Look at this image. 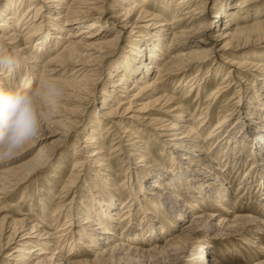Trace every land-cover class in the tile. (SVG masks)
<instances>
[{
    "label": "bare ground",
    "instance_id": "6f19581e",
    "mask_svg": "<svg viewBox=\"0 0 264 264\" xmlns=\"http://www.w3.org/2000/svg\"><path fill=\"white\" fill-rule=\"evenodd\" d=\"M66 1L30 0L29 3L26 2L28 4L21 17L17 9L22 0L18 2L6 0L0 10V47L3 51H8V45L12 42L24 40L25 36L21 34L23 31L28 32L24 40L26 43L39 39L38 42L31 44L32 48L24 44L16 49L22 52L27 50L23 54L29 65L22 68L23 65L15 61L10 66L0 65V88H17L19 78L29 85L33 77L30 69L36 67L43 54L60 45L43 61L38 76L39 85L47 82L55 88L56 94L50 99L53 107H58L56 102L59 100H70L69 103L76 102L78 105L63 123L56 120L61 116L56 111L50 107V110L45 111L43 124L55 128L46 130L44 133L47 134L40 132L37 139H44L48 134L56 135L51 141V148L47 149L44 145L38 147L31 160L18 165L17 169H28L18 178L14 172L16 168L2 170L0 190L3 192L7 186L17 185L25 175L41 167L50 156L51 149L53 151L59 147L61 140L66 137L68 128L78 122L76 119L80 118L83 112L82 105L78 104L79 99H84L79 94L89 91L87 85H93L97 79L92 76L103 70L108 57L121 51L117 45V35L109 36L110 31L114 29L116 33L122 32L127 35L126 51L122 50L116 57L117 68L106 71L108 77L106 92L100 91L105 97L97 107L96 117L92 118L89 133L83 135L84 140L79 144L93 146L94 151H91L88 155L91 157L88 159L100 168L101 164L104 165L100 162L103 156L98 155H101L103 148L97 135L101 131L96 133L97 130H101L106 124L105 128L108 124L114 127L112 132L116 135L117 141L113 143L114 146H110V152L120 149L121 138L137 137L138 140L130 144L133 146L132 152L129 151L125 156L128 175L125 184L121 186L126 189L127 198L120 199L118 191L116 199L111 195L106 198L99 197L98 191L95 190L96 185L92 187L89 183L90 189L96 192L85 205L87 207L88 204H92L87 209H80L77 215H72L71 223L69 221L66 228L67 221L54 232H50L47 228L51 226L48 219L46 228L37 224L27 226L23 219L2 225L0 251L12 246L4 256V264H103L111 259L122 261L123 264H133L135 258L139 264H151L155 261L160 264H223L212 254V240L221 239L225 235L233 237L238 231L243 230L245 233L252 228L254 231L251 232L254 235L264 233V75L251 80L252 86L244 96L243 103L231 102L238 94L235 88L234 94L227 102V104L230 102L229 109L224 114L219 112L222 115L218 117L216 124L209 128L210 112L205 111L196 121L187 107H183L184 103L175 102L173 94L165 93L166 83L178 84V87L188 85L193 89L214 74L212 70L221 73L224 70L222 66L210 65L205 67V77H197V74L187 75L193 66L197 67L196 71L199 72L203 68L201 63L213 52V46L223 42L219 48L221 53H228L226 50L233 51V56L237 59L226 61L229 62L230 68L224 70L221 82L210 92L211 99L217 100L222 97L232 85L238 87L239 83L237 84L230 74L236 70H239L238 72L250 70L251 68L245 67L252 66L246 64L249 59H264V52L235 54L238 49L251 44L252 39H264V0H177L175 7L171 8L172 13L167 11L172 0H118L121 3L119 9L116 8L118 11L114 10L113 14L106 17L100 15L103 0H72L71 7L65 4ZM38 11L40 19L34 23ZM167 14L171 15V21L165 19ZM43 15H46L44 20L41 19ZM9 26L14 28L7 30L6 37L3 30ZM39 27L43 32L38 34L37 38L29 36L33 29ZM66 72L72 75V80L62 84L56 76ZM153 72L157 76L148 78ZM66 85L74 88L72 92L62 93ZM59 95H63V99H60ZM118 96L123 97L118 99ZM114 100L116 106L108 104V101L111 103ZM171 112L176 114L171 115ZM167 115L175 118L174 122L170 121ZM70 117H74L75 120H71ZM127 125L131 126V129L126 130ZM57 126H60L58 127L60 130H57ZM117 127L128 133L121 137L114 132ZM132 129L135 131L131 132ZM147 129L158 139L171 136L170 140L173 142L161 150L162 155L168 156L166 160L169 166L164 169L158 165L155 172L147 177L143 176L142 182L138 181L137 177L134 178L139 167L136 165L131 167L129 161L141 151L144 142L141 136L144 138L145 135L141 134L149 133ZM211 138L216 140L213 148L207 146L215 143L214 140L204 144L206 139ZM40 142L33 140L27 145V150L39 145ZM84 148L85 145L82 149ZM213 151L218 154L213 156ZM143 152L145 151H141L137 157L144 158ZM241 152L243 154H239ZM78 154L79 149L75 147L71 155ZM86 159L82 156L73 159L72 170H76L85 162L88 163ZM243 160L248 168L239 182V187L243 190H256L254 193L258 198L257 204H260L263 210V218L253 217L248 213H237L234 210L238 201L241 198L245 200V195L249 194L245 193L241 198H232L228 178L223 174L226 172V175L231 174L230 172ZM96 173L92 175L94 178H98ZM100 174L98 179L104 178L105 173ZM67 181L69 184L74 182ZM111 185L112 189L117 190L116 182L112 180ZM207 199L209 202H215L212 205L217 209L231 213L232 217L227 218V214L219 215L215 210L207 212L206 206L197 205ZM146 200L152 203L153 208L148 209L145 206ZM94 202L100 205L101 213L94 211ZM134 207L139 209L138 224L135 222L128 224V227L119 234L116 222L122 217L126 218L125 215L134 213ZM196 207L198 210H195ZM80 213L83 214L82 217ZM160 213H164V216ZM45 217L46 214L42 217V224ZM163 217L172 221L174 225L175 223L180 225L178 233L171 236V239H166L170 236H165L167 229L161 221ZM130 219L135 218L133 216ZM55 221L57 222V219ZM6 228L8 234L4 236ZM75 236L78 243H85L87 250L93 251L92 258H83L84 256L74 251ZM131 241L143 242L150 246L134 247L131 246ZM159 242L161 243L158 244ZM65 245L66 251L61 250L60 247L65 248ZM260 248V253L264 255V246ZM234 254L243 257L236 248ZM255 264H264V257Z\"/></svg>",
    "mask_w": 264,
    "mask_h": 264
},
{
    "label": "rangeland",
    "instance_id": "374dc122",
    "mask_svg": "<svg viewBox=\"0 0 264 264\" xmlns=\"http://www.w3.org/2000/svg\"><path fill=\"white\" fill-rule=\"evenodd\" d=\"M29 1L30 0H22V4L19 5V7L17 9V13L20 17L24 13V9L26 8V4H28ZM176 1L177 0H172L171 4L169 5L170 8L167 7V11H170L169 13H172L171 11L176 5L175 4ZM5 2H6V0H0V10L3 8L2 5H5ZM17 2H18V0H17ZM26 2H28V3H26ZM65 4L66 5L68 4V6H70V7L73 6L72 0H67L65 2ZM119 4H121V3H119L118 0H115V2H114V0H103L101 2L100 15H102V17H106V16H108V14H111V13L113 14V12H115L116 10L118 11V9L120 7ZM62 6H64V5H62ZM116 8H118V9H116ZM33 12H34V10H33ZM166 16L167 17H165V19H168L169 21H171V19H172L171 15L169 16V14H167ZM44 17H46V15H43L41 17V19L43 18L42 20H44ZM39 19H40V13L38 11V13L35 16L34 23L39 21ZM222 19L223 18H220V20H222ZM11 28H14V27L9 26L7 29L3 30L5 36L8 33L7 30H9ZM41 32H43L42 28H40V27L38 29L35 28L32 30L31 35H29V36L36 37V36H38V34H41ZM21 34H24L23 35V36H25V37H23L24 40L28 36V32L26 33V31L21 32ZM115 34L117 35V45H119L120 50L126 51L125 46H127V43H126V36L127 35L122 33V32L116 33V30L112 29L109 33V36L112 37V36H115ZM24 40L18 39L16 41L12 42L11 44H9L8 45L9 46L8 51H3V49L0 47V52H3L5 55L10 54L14 58V61L16 63H19V65H23L22 68L25 67V65H29L26 62V58L24 56L25 54H23L27 50L25 49L22 52V51H18L16 49L19 46H22L24 44H27L25 46H27L28 48H32L31 44L38 42L39 39H36L35 42L31 41L29 43H26V41H24ZM167 43H168V41L165 42V45ZM222 43L223 42H220L217 45L213 46V49H214V50H212L213 52L208 57H206L207 59H205L203 63H201L202 66H201V64L199 65V66L203 67L199 72L196 71L197 67L193 66V67H191V69L189 70L187 75L197 74V77L198 76L199 77H205V74H206L205 67H209L210 65L213 67H215V66L221 67L222 66L224 70H227V68H230V65L228 64L229 62L227 63L226 61H229L230 59H232V60L237 59V58H235L233 56V53H232L233 51H227L226 50V52H228V53L222 54L221 50L219 49L220 45ZM59 47H60V45H58L56 48H54L50 52L43 54L39 58L38 62L36 63L37 64L36 67L34 66L32 68V70L29 68L30 72L32 73L31 75L33 76L31 83L29 84L30 86L37 87L39 85L40 82L38 81V79H39L38 76H39V72L41 70V65H42L43 61L45 59H47V57L53 51L58 49ZM121 51L113 53L111 56L108 57V59L105 62V66H104L103 70L101 69L98 74H95L94 76H92V78L96 77L97 79L95 80L93 85H90V84L87 85V87L89 86V91H87V93H86V91L85 92L83 91V93L79 94L80 97L84 98V99H79L80 102L78 103L80 106L82 105L81 108L83 109V112L80 115V118L76 119L78 121L77 122L78 124L75 123L73 126L68 128L67 135H66V137H64V139L61 140V143H59V147L54 148L53 151L51 149V151L49 152L50 156L48 157L47 160H45V163L41 167L31 171L30 174L28 173L27 175H25V177H23L17 183V185H14L13 187L7 186V188H5L3 192H2V190H0V228L2 225L5 226L10 221L19 220V219L25 220V223H27V226L30 224H37L39 226L42 225V227L44 226L46 228V226H48V224L46 223V221L48 219L49 225H51V226L50 227L48 226L47 228L50 230V232H54L55 229H57L59 226H61L63 223H65L67 221L65 224L66 225L65 228H66L69 224L71 216L77 215L80 212L79 211L80 209H87V207L90 206L92 203L88 204L87 207L85 204L87 202L91 201V198L95 194L96 191H98L97 194L99 195V197H105L106 198L107 196L111 195L116 199L117 198L116 195H118V193H119L118 196L120 197V199H125V197L127 198V191L124 188V186H121L122 184H125L126 177L128 175L127 174L128 170L126 167L127 162H126L125 156L128 155L129 151L132 152L131 148H133V146H130V144L134 140H138V139H136L137 137L133 138V136H129L128 138H126L124 136L128 132H124L122 128L119 129L117 127V130H115L114 132L116 134H120V136L124 137V138H121L120 149L114 150L113 152H110V146L113 145V143H115V141H117V138L115 137L116 135H114L112 132V130H114V127L112 125L108 124L107 128H105V126L107 125L106 124V125H103L101 130H97L96 133H100V131H101V133L97 134V135L99 136L98 141L101 143L100 145L103 148L101 155H98V156H103L101 158L100 162H103L104 165L102 166V164H101L100 168H99V166L97 167L96 164H94V162H89V159H88L91 157L88 155L91 153L93 146L92 145L87 146V144H85V143L79 144L80 141L84 140L83 135H86L89 133V129H90L89 127H90V123H92V118L96 117V115L98 113L97 107H99L100 102L105 97V95L100 94L101 93L100 91L102 90L103 92H106L105 91L106 85L108 84L107 83L108 79H106V78H108L106 75V71L109 69L117 68V64H116L115 60H116V57H118L120 55ZM247 52H249V53H251V52L252 53L264 52V39H262V40L257 39V38L252 39L251 44H249L248 46H245L244 48L238 49V51H236L235 54H243V53H247ZM258 54H260V53H258ZM260 55H262V54H260ZM240 62H242V60ZM247 63L250 65L252 64V66H249V65L245 66L246 69L251 68L250 70L247 69L246 70L247 72L246 71L238 72L239 70L238 71L236 70V72H233L232 74H230L231 78H234L236 80L235 82L237 84L239 83L238 84L239 86L238 87L236 85H232V87L230 86L231 89L229 88V90H226L224 92L223 96L218 98L217 100L211 99V96H210L211 93L210 92L213 89H215V87L218 85V83L221 82V79H222L223 73H224V70H222V69H221L222 70L221 73H219L217 70H212L211 72L214 74H212L208 78L206 77L207 79L205 80V82L203 84H200L199 87L193 88V89L189 88L188 85H183V86L181 85L178 87V84H173L171 82H167L166 83L167 91H165V93L166 94L168 93L169 95L173 94L172 96L174 97L175 102L181 101L182 104L184 103L183 107H187V110L193 114L192 116H194L196 118L195 119L196 121H197L198 116L199 115L202 116L205 111H207L208 113L210 112L209 113L210 114V120H209L210 122H209L208 128L212 127L213 125L216 124L218 117L220 115L224 114L225 111H227L229 109L230 102L228 104H227V102L229 101V97H231L234 94L235 88L238 90V94L236 95L237 97H235L231 100V102L232 103L236 102L238 104L243 103L244 99H245L244 96L247 94V91L250 89V86H252L251 80H253L255 78H260L264 75L263 74L264 59L252 58V59H249V61H246V64ZM95 73H97V72H95ZM151 76L156 77L157 74L153 72V74L152 73H151V75L149 74L148 78H150ZM56 77L58 80L61 81L62 84H63V82H65L67 80H72L71 79L72 75H70L69 72L59 73ZM240 77H242V78H240ZM237 78L240 80H238ZM18 80H17V82H18L17 88L24 87L26 85V81L20 80V78ZM174 81H176V79ZM175 85H176V87H175ZM66 86L69 87L70 89L66 87L67 89L66 88L63 89L62 93L70 92L71 90L74 89L70 85H66ZM239 87H241V88L239 89ZM62 97H63V95H61V96L59 95L60 99H63ZM122 97L123 96H118V99H121ZM50 99H52V96L49 97L44 102H42V106H41L42 111L45 112V111H48L50 109L56 111L58 114L61 115L60 117H58L56 119L60 123H63L64 120L66 121V118L69 117V114L71 113V111H74L75 107L78 106L76 102L69 103L70 100L69 101L59 100L56 102L58 107H53L52 106L53 103L51 102V104H49V102H48ZM115 101L116 100H114L113 102L111 101V103L108 101V104H110V105L114 104L113 106H116ZM108 104L106 105V107L108 106ZM49 107H50V109H49ZM103 111H105V109ZM219 112L220 113L223 112V113L219 114ZM171 113H169V115L170 114L171 115L176 114L175 112L174 113L171 112ZM169 115H167L168 117L167 116L166 117L170 118ZM70 119L72 120V119H74V117H70ZM174 119L175 118H170L169 120L174 122ZM139 122H141V121H139ZM124 124L125 123H123V125ZM120 125H122V124H120ZM58 127H60V126H57V130H60ZM127 127H129V128H127ZM127 127L125 128L126 130L131 129V126L127 125ZM52 128H55V127H48L47 125L42 124L41 133L47 132L46 130H49ZM134 131H135V129H132L131 132H134ZM44 134H47V133H44ZM48 135L44 139H37L36 138L35 141H41L40 144L34 146L33 148L26 150L23 153V155L19 156L17 159L11 160V161H0V172L2 170L6 171L8 169L13 170L16 168L14 170V172L17 173V177L15 176L16 178H18V176L24 175V172L28 171V169L27 170H22L21 168L17 169L18 165H20L22 162L31 160L32 159L31 157H34V155L36 154L38 147L40 148L42 145H44V146H46L47 149L51 148V146H50L51 141L56 138V135H53V134H51V135L48 134ZM141 135H144V138ZM141 135H139V136H141V140L144 142L141 141L142 147L140 149H141V151H143V150L145 151V152H143V154H145V156L143 155L144 158L137 157L141 153V151H140L138 153V155L137 156L135 155L129 162L131 163V167H134V165L139 167V171H138L139 173L136 172L134 178L137 177L138 181L143 182V180H142L143 176L147 177L150 174H152L153 172H155L158 165H161L164 169H166L169 166V164L166 160L168 158V156H166V154L162 155L161 150L167 148V146L169 144H171L173 141L170 140L171 136H167V137H163V138L161 137L160 139H158L152 134V131H149V133H147V134L145 132ZM203 137H205V134L203 135ZM127 139H130V140H127ZM211 140H214L215 143H213L212 145L210 144L211 146L208 145L207 147L213 148L216 145V140L214 138L206 139L204 141V144L207 142H210ZM84 145L86 148L82 149V147ZM115 145H117V144H115ZM75 147L79 149V154L77 156H72L71 153H72V151H74ZM146 148H147V150H145ZM109 152H110V154H109ZM212 153H213L212 154L213 156L218 154V152L214 153V151ZM147 154H151V155L149 156ZM230 154H232V153H230ZM239 154H243V153L241 152ZM81 156L86 157L87 158L86 161H88L89 164L85 162L80 167H78L76 170H72L71 162L73 161V159L81 157ZM140 159H141V161H140ZM105 165L108 167L105 168L104 167ZM247 168H248V166L246 165V163L244 164V160H243V162L238 163L236 165L234 171L230 172L231 174L228 173L226 175V173H227L226 172L223 175L225 178H228L227 179L228 185H229L230 191L233 193L232 198H235V197L241 198V195H243L245 193L249 194L248 196L245 195V198H244L245 200H242L243 198H241L238 201V203L236 202L237 204L235 205L234 210L237 213H248V214H251V216L253 215V217L255 216L257 218L262 217L263 216V214H262L263 210H261L262 209L261 205L257 204L258 198H256L257 197V195L255 194L256 190L255 189H249V190L246 189L247 190V192H246V190H243L242 188L239 187L240 186L239 182L243 178ZM75 172H77L76 176L73 177ZM96 172H98V173H96ZM95 173L97 174L98 178L101 175L100 173H105V176L102 179L94 178L92 175H94ZM10 177H12V176H10ZM134 178L132 176V179H134ZM67 180H71V181L73 180L74 182L72 184H69ZM110 180L111 181L113 180L114 182H116L115 188H117V190L112 189V185H111ZM89 183L91 184L92 187H93V185H96V187H95L96 191H92L93 189L92 190L90 189ZM112 190L114 191L113 193H112ZM117 191H118V193H116ZM248 192H250V193H248ZM233 202H234V200H233ZM212 203L214 204L215 202H209L207 199L203 203H197V205L200 206L203 204V206H206L207 209L206 208L205 209L207 210V212L211 211V210H215V212L218 213L219 215L227 214V218L232 217L231 213L228 214L224 210L222 211L219 208L217 209L214 205H212ZM99 206L100 205H98L96 202H94V211H96L97 213L98 212L101 213V211H100L101 207H99ZM145 206L148 209L153 208L152 203L149 200L145 201ZM134 208H135L134 213L131 212L130 215H125V216H127L126 218L122 217L119 222H116V226L118 225L117 226V229H118L117 232L119 234H121L122 231H124L128 227V224L133 223V222L138 224L137 219L139 216L137 213H138L139 209L136 207H134ZM195 210H198V207H196ZM44 214H46V217L44 219L45 220L44 223H46V224L43 223L44 224L43 225L41 221H42V217H44ZM80 214H81L80 216L82 217L83 214L82 213H80ZM160 214H162V213H160ZM133 216L136 220L130 219V218H133ZM162 216H164V213L162 214ZM55 219H57V222L55 221ZM79 220H81V219H79ZM50 221H52V222H50ZM161 221L164 222L163 225H164L165 229H167L165 232V236H170V237H167L166 239H168V238L171 239L173 236H175L178 233V229L180 228V225L178 223L174 222L175 223V225H174L172 223V221H170L167 218L164 219V217L161 219ZM70 223H71V221H70ZM120 226H122V227L120 228ZM39 228H41V227H39ZM70 228H73V227L70 226ZM252 230L254 231V229L252 228L251 230L245 231V233L243 230H241V231H238V233L236 235H234L233 237H229V236L225 235L221 239L212 240V242H213V247L211 248L212 254L217 256L218 259H220L223 262V264H255L258 260H260L264 257V255L260 253V251H261L260 246H264V233L254 235L251 232ZM6 234H8V228L5 229V235L4 236H6ZM171 234H173V235H171ZM71 235H72V233H71ZM82 241H83V239H81V242ZM67 242L69 243V240ZM160 243L161 242H159L158 244H160ZM84 244L85 243H83V244L78 243L76 236L73 237V245L75 246L74 251H76L78 253V255L84 256L83 258H92L93 257L92 255H94L92 253L93 251L87 250V248L85 247ZM131 244H132L131 246L135 245L136 247H145V248H148L150 246V245H145L143 242L138 243L137 241H131ZM141 244H143V245H141ZM11 247L12 246H8V247H6V249H3L2 251H0V264H4V261H5L4 256L8 251H10L12 249ZM53 248L54 247H52V250H53ZM235 248L242 253L243 257H239L237 254H234ZM60 249L63 251L64 250L66 251L67 245H65V248L64 247L62 248V246H61ZM52 250H51V252H53ZM240 258H242V259L240 260ZM135 259H133L134 261L132 260L133 264H139L138 259H136V260ZM111 260H108L107 262H104L103 264H123L124 263L122 261H116L114 259H111ZM99 264H102V263H99ZM151 264H160V262L155 261V262H152Z\"/></svg>",
    "mask_w": 264,
    "mask_h": 264
},
{
    "label": "clouds",
    "instance_id": "9594fccd",
    "mask_svg": "<svg viewBox=\"0 0 264 264\" xmlns=\"http://www.w3.org/2000/svg\"><path fill=\"white\" fill-rule=\"evenodd\" d=\"M13 63L10 54L0 52V65ZM55 94V88L47 82L38 87L0 88V161L17 159L39 136L46 115L42 102Z\"/></svg>",
    "mask_w": 264,
    "mask_h": 264
}]
</instances>
